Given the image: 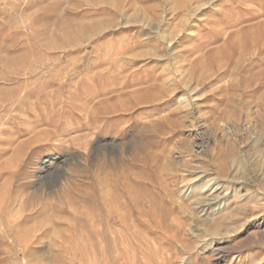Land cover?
<instances>
[{
    "label": "rangeland",
    "instance_id": "1",
    "mask_svg": "<svg viewBox=\"0 0 264 264\" xmlns=\"http://www.w3.org/2000/svg\"><path fill=\"white\" fill-rule=\"evenodd\" d=\"M0 264H264V0H0Z\"/></svg>",
    "mask_w": 264,
    "mask_h": 264
},
{
    "label": "bare ground",
    "instance_id": "2",
    "mask_svg": "<svg viewBox=\"0 0 264 264\" xmlns=\"http://www.w3.org/2000/svg\"><path fill=\"white\" fill-rule=\"evenodd\" d=\"M26 72V71H25ZM4 77V76H3ZM2 79V78H1ZM16 102V101H15ZM20 107V106H19ZM24 107V106H23ZM7 110V109H6ZM197 148H198V150H203V148H204V144L203 143H198L197 144ZM15 160V159H14ZM23 197V196H22ZM40 203V202H39ZM33 209V208H32ZM39 212V211H38ZM16 228V227H15ZM14 228V229H15ZM11 229V228H10ZM12 232V231H11ZM13 234V233H12ZM12 236V235H11ZM13 237V236H12Z\"/></svg>",
    "mask_w": 264,
    "mask_h": 264
}]
</instances>
